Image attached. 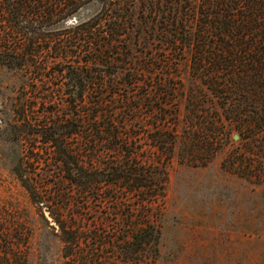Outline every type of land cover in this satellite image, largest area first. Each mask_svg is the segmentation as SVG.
I'll return each instance as SVG.
<instances>
[{
    "label": "trees",
    "instance_id": "trees-1",
    "mask_svg": "<svg viewBox=\"0 0 264 264\" xmlns=\"http://www.w3.org/2000/svg\"><path fill=\"white\" fill-rule=\"evenodd\" d=\"M0 66L36 74L15 129L59 172L60 264H157L177 150L206 167L230 148L222 170L264 184V0H0ZM6 238L0 264H29L27 229Z\"/></svg>",
    "mask_w": 264,
    "mask_h": 264
},
{
    "label": "rangeland",
    "instance_id": "rangeland-1",
    "mask_svg": "<svg viewBox=\"0 0 264 264\" xmlns=\"http://www.w3.org/2000/svg\"><path fill=\"white\" fill-rule=\"evenodd\" d=\"M95 10L88 6L72 17L80 22ZM35 76L29 69L10 71L0 66V243L19 223L28 233L29 264H60L63 244L53 235L52 217L47 219L49 211L43 204L55 190L59 172L46 165L51 159L49 147L15 129L20 124L16 113L20 98L29 94ZM35 147L43 154L38 164L29 159ZM229 151L226 148L204 167L198 154L199 162L182 160L177 150L168 167L157 264H264V184L222 170ZM20 165L28 178L24 180L35 184L37 201L16 174Z\"/></svg>",
    "mask_w": 264,
    "mask_h": 264
},
{
    "label": "water",
    "instance_id": "water-1",
    "mask_svg": "<svg viewBox=\"0 0 264 264\" xmlns=\"http://www.w3.org/2000/svg\"><path fill=\"white\" fill-rule=\"evenodd\" d=\"M75 18H76L75 16L72 17V19L69 20L68 24L71 25V24H76V23H78V21H77ZM83 20H85V19H81V21H83ZM81 21H80V22H81ZM233 139H234L235 141H238V140H239V135H234Z\"/></svg>",
    "mask_w": 264,
    "mask_h": 264
}]
</instances>
